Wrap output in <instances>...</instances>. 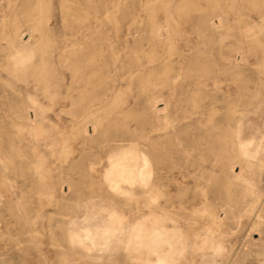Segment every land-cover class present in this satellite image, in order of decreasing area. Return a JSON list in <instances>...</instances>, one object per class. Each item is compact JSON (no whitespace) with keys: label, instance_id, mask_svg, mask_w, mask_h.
<instances>
[{"label":"rangeland","instance_id":"obj_1","mask_svg":"<svg viewBox=\"0 0 264 264\" xmlns=\"http://www.w3.org/2000/svg\"><path fill=\"white\" fill-rule=\"evenodd\" d=\"M263 106L264 0H0V264H132L198 184L264 201ZM240 220L227 264H264V204Z\"/></svg>","mask_w":264,"mask_h":264},{"label":"bare ground","instance_id":"obj_2","mask_svg":"<svg viewBox=\"0 0 264 264\" xmlns=\"http://www.w3.org/2000/svg\"><path fill=\"white\" fill-rule=\"evenodd\" d=\"M249 166L251 164H241L242 169H247ZM196 187L201 188L203 192L201 196L180 194L175 198L160 199L156 205H152V209H149L143 225L134 223L133 230L130 228L132 233L129 239L132 264H205L204 260L207 258L212 259V264H227L229 252L222 239L226 236L223 230L224 224L227 225L232 216L238 220L237 226L242 227L243 222L240 220L242 215L262 206L264 201L253 194L234 195L229 185L226 186L225 193L218 189L211 196L206 194L200 184ZM212 203L221 205L225 210L224 218L221 217L220 212H210L208 208ZM198 205L203 206L201 215L196 209ZM231 210L239 212V216ZM163 212H175L176 215L181 216L177 222L174 220L179 224L173 229L166 227L162 222L166 217H158V213ZM203 220H206L204 226H202Z\"/></svg>","mask_w":264,"mask_h":264}]
</instances>
